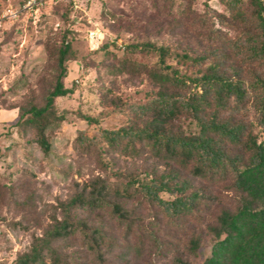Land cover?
Masks as SVG:
<instances>
[{"label": "trees", "instance_id": "trees-1", "mask_svg": "<svg viewBox=\"0 0 264 264\" xmlns=\"http://www.w3.org/2000/svg\"><path fill=\"white\" fill-rule=\"evenodd\" d=\"M218 1L222 13L180 10L181 52L149 41L132 49L156 57L155 67L128 55L110 67L113 75L147 74L153 89L120 106L128 121L120 129L78 132L75 148L103 175L92 172L88 187L59 204L15 264H194L207 238L202 264H264V0ZM63 38L47 44L56 67L50 86L18 107L16 125L46 154L55 102L73 94L65 80L74 53ZM99 50L111 56L108 42ZM117 154L144 160L143 169L117 165L109 176L102 157Z\"/></svg>", "mask_w": 264, "mask_h": 264}, {"label": "rangeland", "instance_id": "rangeland-1", "mask_svg": "<svg viewBox=\"0 0 264 264\" xmlns=\"http://www.w3.org/2000/svg\"><path fill=\"white\" fill-rule=\"evenodd\" d=\"M8 2L0 0V15ZM189 4L197 10L208 6L217 13L224 11L218 0H81L86 12H71L65 3H49L33 17L21 15L0 29V264H15L18 255L28 250L34 237L59 213V204L88 187L92 172L103 175L94 158L75 148L78 132L95 136L104 128L120 129L128 122L120 106L142 101L144 92L153 89L147 74L113 75L110 67L124 55L155 67L156 57L132 49L149 41L181 52L187 27L180 10ZM94 26L104 32L111 56L89 49L87 34ZM64 36L74 53L65 80L73 94L55 102V117L49 118L47 128L51 151L46 154L33 132L16 125L18 107L39 101L50 86L56 67L47 44L58 46ZM173 65L187 70L177 62ZM81 116L94 121L87 123ZM260 136L264 140V132ZM102 160L109 176L115 174L117 165L134 172L145 164L118 154ZM212 244L207 238L194 264H202L210 256Z\"/></svg>", "mask_w": 264, "mask_h": 264}, {"label": "built area", "instance_id": "built-area-1", "mask_svg": "<svg viewBox=\"0 0 264 264\" xmlns=\"http://www.w3.org/2000/svg\"><path fill=\"white\" fill-rule=\"evenodd\" d=\"M70 3L76 11L86 12L81 8V0H9L0 15V29L21 15L33 17L41 8L49 3ZM105 41V34L101 28L94 26L88 31L87 42L91 51H97Z\"/></svg>", "mask_w": 264, "mask_h": 264}]
</instances>
